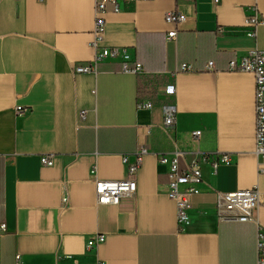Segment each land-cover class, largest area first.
<instances>
[{"label": "crops", "instance_id": "0c3cea01", "mask_svg": "<svg viewBox=\"0 0 264 264\" xmlns=\"http://www.w3.org/2000/svg\"><path fill=\"white\" fill-rule=\"evenodd\" d=\"M253 7L264 16V0H149L105 16L102 46L128 49L154 77L157 101L173 76L176 147L231 157L214 178L202 166L213 190L201 187L182 229L166 195V169L153 155L143 157L132 197L116 207L96 203V181L127 178L124 156L172 144L158 129L159 104L136 109L140 80L120 75L119 63L72 74L94 57V0H0V264H256L264 207L248 223L220 221L214 192L264 195V161L254 154V79L227 71L233 58L264 52V27L256 39L246 37ZM170 12L185 17L173 41L167 33L175 26L164 20ZM17 107L30 112L17 115ZM43 156L52 166L40 163ZM96 234L105 243L86 251Z\"/></svg>", "mask_w": 264, "mask_h": 264}, {"label": "built area", "instance_id": "2783aa9c", "mask_svg": "<svg viewBox=\"0 0 264 264\" xmlns=\"http://www.w3.org/2000/svg\"><path fill=\"white\" fill-rule=\"evenodd\" d=\"M140 1L149 0H94L95 23L93 40L90 43L94 57L91 63L74 66L72 74H96L101 63H119L120 75L136 77L140 80L135 99L136 109L152 110L157 103L159 104L162 124L158 129L165 139L172 144V147L171 150L162 152H154L150 148H140L134 154L124 156L122 161L127 167V178L120 181H96L94 183V195L98 205L112 207L118 206L122 199L132 197L136 193L135 176L141 168L142 159L146 155H153L158 163L166 169V195L175 203L176 221L178 226L183 229L190 224L192 199L200 194L201 187L204 186L213 190V187L206 183L203 178L202 166L208 165L210 177L214 178L220 167L230 166L232 162L231 157L223 153L189 155L180 151L172 138L176 115L173 76L171 75L169 83L163 87L165 99L157 101L154 77L144 72L141 64L131 56L128 49L102 46L105 16L108 13H120L124 8ZM186 1L193 2V0ZM218 2L219 0H212L213 5ZM164 20L167 24L175 26V29L167 33V40L173 41L179 31V26L184 23L185 17L181 13L170 12L165 15ZM244 26L247 29L246 37L256 39L258 30L264 27V16L256 7L249 9L244 19ZM205 70L214 71L213 63H207ZM180 71L190 72L192 69L188 65H181ZM227 71L251 74L254 79V154L261 161H264V52L254 51L245 56L233 58L228 62ZM29 112V109H22L21 107L15 109V113L20 116L27 115ZM192 136L199 139L201 131H194ZM131 158L133 162L130 161ZM40 163L50 167L52 166V157L43 156L40 158ZM214 192L216 195V216L220 221L248 223L254 220L257 210L261 206L264 207V195L259 193L257 189L238 190L231 193H220L216 190ZM65 202L66 198L63 199V203ZM5 231L6 225L0 224V235ZM105 239V236L100 234L92 236L86 242V251H95L105 243ZM256 246V264H264V229L262 228L258 229Z\"/></svg>", "mask_w": 264, "mask_h": 264}]
</instances>
